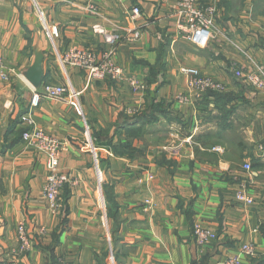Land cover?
<instances>
[{
  "label": "crops",
  "instance_id": "1",
  "mask_svg": "<svg viewBox=\"0 0 264 264\" xmlns=\"http://www.w3.org/2000/svg\"><path fill=\"white\" fill-rule=\"evenodd\" d=\"M177 1L0 0V55L11 72L0 84V264H110L111 254L117 264H220L244 244L256 256L242 264H264V94L235 77L264 64V0H200L217 13L204 49L180 38ZM74 48L110 57L124 77L88 83L57 57ZM183 67L224 89L197 95ZM49 84L82 93V114L48 99L34 112L67 147L57 215L44 197L46 155L22 140L20 120L33 90ZM240 190L253 206L236 200ZM198 223L218 236L201 249Z\"/></svg>",
  "mask_w": 264,
  "mask_h": 264
},
{
  "label": "built area",
  "instance_id": "2",
  "mask_svg": "<svg viewBox=\"0 0 264 264\" xmlns=\"http://www.w3.org/2000/svg\"><path fill=\"white\" fill-rule=\"evenodd\" d=\"M142 13L140 8L133 9V18L138 19ZM175 15L180 21L179 36L189 42L197 49L207 48L212 38L218 34L216 28V9L214 7H203L200 0H178ZM52 35L56 36V30H52ZM63 67L72 66L83 69L87 72L88 83L94 81L112 80L118 81L124 77V70L118 66L110 57H105L102 61L98 59L91 49L74 48L66 54L58 57ZM10 70L6 66L0 55V84H5L10 80ZM180 73L187 78V84L191 91L201 95L208 91H222L224 87L209 78H203L196 68L183 67ZM235 77L253 90L264 94V64H255L251 71H235ZM129 85L136 91L145 93L147 85L140 80L129 78ZM81 92L69 90L67 86L46 85L42 90H33L29 110L21 117V124L24 127L22 140L43 152L46 155L48 176L44 186V197L48 203V208L52 214H58L60 210L59 197L68 184L69 178L60 172V158L67 147L56 138L49 136L43 129L37 126L34 118L35 110L40 106L42 100H56L77 106L79 114L81 110ZM181 102L186 101L184 96H178ZM96 157V155H95ZM246 171H251V165L244 166ZM236 200L246 206L254 205V198L249 196L244 190L236 194ZM193 236L196 245L201 249L208 243L217 240V234L202 224H196L193 228ZM18 240L21 250L28 251L31 248V239L26 226L21 223L18 227ZM255 257L256 249L251 244H244L241 253L230 256L220 264H242L241 257ZM114 258V257H113ZM112 258V260H113Z\"/></svg>",
  "mask_w": 264,
  "mask_h": 264
},
{
  "label": "rangeland",
  "instance_id": "3",
  "mask_svg": "<svg viewBox=\"0 0 264 264\" xmlns=\"http://www.w3.org/2000/svg\"><path fill=\"white\" fill-rule=\"evenodd\" d=\"M59 56H61V54L57 53V57H59ZM113 257H114V255L111 254L110 259H109L110 264H117L115 258H113ZM112 258H113V260H112Z\"/></svg>",
  "mask_w": 264,
  "mask_h": 264
},
{
  "label": "water",
  "instance_id": "4",
  "mask_svg": "<svg viewBox=\"0 0 264 264\" xmlns=\"http://www.w3.org/2000/svg\"><path fill=\"white\" fill-rule=\"evenodd\" d=\"M32 83V82H31ZM33 84V83H32ZM35 87H37V85L36 84H33Z\"/></svg>",
  "mask_w": 264,
  "mask_h": 264
}]
</instances>
